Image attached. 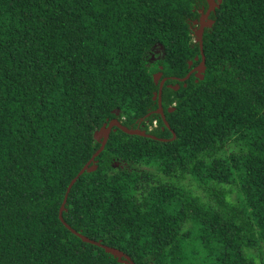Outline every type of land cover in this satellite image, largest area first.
Here are the masks:
<instances>
[{
    "label": "trees",
    "instance_id": "1",
    "mask_svg": "<svg viewBox=\"0 0 264 264\" xmlns=\"http://www.w3.org/2000/svg\"><path fill=\"white\" fill-rule=\"evenodd\" d=\"M206 7L0 0V264H125L58 219L115 117L166 140L111 130L67 193L70 227L134 264H264V0H221L203 78L179 82Z\"/></svg>",
    "mask_w": 264,
    "mask_h": 264
},
{
    "label": "water",
    "instance_id": "2",
    "mask_svg": "<svg viewBox=\"0 0 264 264\" xmlns=\"http://www.w3.org/2000/svg\"><path fill=\"white\" fill-rule=\"evenodd\" d=\"M207 1V8L204 12L200 13V16L198 18V29L194 31V35L199 43V48H200V53H201V59L200 62L197 66L193 67L192 69L189 70V72L182 78H177V77H173V79L178 80L179 82H185L189 76L191 74H194V76L196 77V79H202L203 78V73L205 70V66H204V62H205V56L203 53V49H202V34L204 31L205 27H208L211 25L212 21L206 20L209 13L211 11L214 10V8L217 6L218 3H220L221 0H206ZM194 23H197L196 21H194ZM153 58V57H152ZM198 57L195 56L194 60H197ZM188 65H191V61H188ZM160 73H155L154 74V82L155 84H158V91L156 93L153 94V99H155V97H157L158 100V109L155 110L154 112H158L161 114L164 123L166 126H168V123L165 121V117H164V113H163V109L161 106V90L163 87V83L165 81V78H161L160 77ZM168 86H172V85H168ZM178 84L173 85V89H177ZM170 111V110H168ZM119 114L118 111L115 112V115ZM148 115V114H147ZM116 128L120 129L121 131L127 133V134H139L142 136H146V137H150V138H154V139H159V140H166V139H162V138H157L151 134L145 133L142 130H138V129H131V128H127L126 126L122 125L117 119H111L108 121V123H106L104 125V127L100 128L99 130H96L93 134V137L95 140L100 141V146L99 148L92 154V156L90 157V159L86 162V164L79 170V172L77 173V175L71 179L70 183L68 184L67 188H66V192L64 194L62 203L60 205L59 211H58V219L60 220V222L70 231L72 232L74 235H76L77 237H79L82 241L96 245L101 247L106 253H110L111 255H113L115 258H117L118 261L123 262L125 264H134V262L131 260V258L124 253L123 251L111 247V246H107L105 244H102L100 241H95L92 240L88 237H86L85 235L81 234L80 232L76 231L75 229H73L72 227H70L63 219L62 217V212L64 210V204L66 201V196L67 193L71 187V185L74 183V181L77 179V177L84 171H93L96 168L95 165V156L98 155V153L103 149L107 138L109 136V133L111 130H115Z\"/></svg>",
    "mask_w": 264,
    "mask_h": 264
},
{
    "label": "clouds",
    "instance_id": "3",
    "mask_svg": "<svg viewBox=\"0 0 264 264\" xmlns=\"http://www.w3.org/2000/svg\"><path fill=\"white\" fill-rule=\"evenodd\" d=\"M207 2V1H206ZM219 4V3H218ZM218 4H217V6H218ZM216 6V7H217ZM215 9V8H214ZM206 10V9H205ZM204 10V11H205ZM202 11V10H201ZM204 11H202V12H204ZM210 14V13H209ZM209 17V16H208ZM207 17V19L206 20H209V21H212L210 18H208ZM197 25H196V27H194L193 28V31H195V30H197L198 29V21H197V23H196ZM194 34V33H193ZM195 36V35H194ZM194 42H198L197 41V39H196V37L194 38V40H193ZM157 73H160V72H157ZM161 74V73H160ZM160 77H161V75H160ZM162 78V77H161ZM163 78H165V81L167 80V77H163ZM165 81H164V83H165ZM178 81V80H177ZM164 83H163V85H164ZM176 84H178V83H176ZM175 85V84H174ZM170 87V86H169ZM171 88H173V85L171 86ZM161 93H162V90H161ZM155 98H157V97H155ZM158 101V100H157ZM161 106H162V104H161ZM158 109V106H157V108L155 109V110H157ZM163 109V108H162ZM171 109V107L170 108H168V110H170ZM154 110V111H155ZM158 113V112H157ZM163 113H164V111H163ZM160 114V113H159ZM118 115V114H117ZM116 115V116H117ZM148 115H150V112L148 113ZM147 114H146V117L148 116ZM161 115V114H160ZM162 117V116H161ZM164 117H165V115H164ZM112 119H117L116 117L115 118H112ZM163 119V118H162ZM165 119V118H164ZM111 120V119H110ZM118 120V119H117ZM144 119H141L140 118V120L138 121V127L137 128H135V129H138V130H142V131H144L145 133H147L144 129H142L143 128V125L141 124L142 123V121H143ZM119 121V120H118ZM146 121V120H145ZM164 121V120H163ZM166 121V120H165ZM120 122V121H119ZM167 122V121H166ZM121 123V122H120ZM122 124V123H121ZM155 120L153 121V123H152V125L153 126H155ZM165 124V123H164ZM102 127H104V126H102ZM101 127V128H102ZM167 127H169V125L167 126ZM149 128H151V125H149ZM132 129V128H131Z\"/></svg>",
    "mask_w": 264,
    "mask_h": 264
},
{
    "label": "flooded vegetation",
    "instance_id": "4",
    "mask_svg": "<svg viewBox=\"0 0 264 264\" xmlns=\"http://www.w3.org/2000/svg\"><path fill=\"white\" fill-rule=\"evenodd\" d=\"M207 8V7H206ZM202 10V9H201ZM209 16V15H208Z\"/></svg>",
    "mask_w": 264,
    "mask_h": 264
},
{
    "label": "rangeland",
    "instance_id": "5",
    "mask_svg": "<svg viewBox=\"0 0 264 264\" xmlns=\"http://www.w3.org/2000/svg\"><path fill=\"white\" fill-rule=\"evenodd\" d=\"M209 18V17H208Z\"/></svg>",
    "mask_w": 264,
    "mask_h": 264
}]
</instances>
